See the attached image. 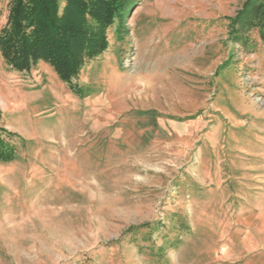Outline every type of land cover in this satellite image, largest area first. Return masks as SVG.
Returning a JSON list of instances; mask_svg holds the SVG:
<instances>
[{
  "label": "rangeland",
  "instance_id": "obj_1",
  "mask_svg": "<svg viewBox=\"0 0 264 264\" xmlns=\"http://www.w3.org/2000/svg\"><path fill=\"white\" fill-rule=\"evenodd\" d=\"M246 2L131 0L76 90L0 50L16 148L0 264H264V35L233 31Z\"/></svg>",
  "mask_w": 264,
  "mask_h": 264
},
{
  "label": "trees",
  "instance_id": "obj_2",
  "mask_svg": "<svg viewBox=\"0 0 264 264\" xmlns=\"http://www.w3.org/2000/svg\"><path fill=\"white\" fill-rule=\"evenodd\" d=\"M130 3L131 0H10L7 23L0 32L1 53L19 72H28L45 61L76 90L74 79L87 61L108 49V31L117 19L123 26ZM237 26L259 27L264 35V0H247L234 20L236 36ZM8 135L11 134L2 126L0 109L3 163L16 158V148L6 142Z\"/></svg>",
  "mask_w": 264,
  "mask_h": 264
}]
</instances>
